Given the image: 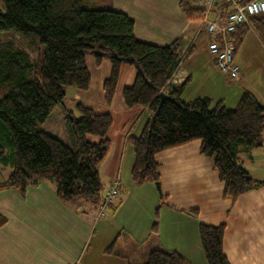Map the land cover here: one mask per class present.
I'll return each instance as SVG.
<instances>
[{"label": "trees", "instance_id": "1", "mask_svg": "<svg viewBox=\"0 0 264 264\" xmlns=\"http://www.w3.org/2000/svg\"><path fill=\"white\" fill-rule=\"evenodd\" d=\"M0 1L4 8L0 32L34 36L44 46L39 79L32 75L38 62L26 51L13 45L0 48V165L12 168L0 182V191L11 188L23 195L28 186L49 178L63 201L100 203L98 168L109 152L107 133L113 124L112 114L96 113L74 103V111L66 112L63 118L70 146L37 128L62 103L64 87L89 89L88 56L97 68L109 61V75L101 86L107 106L118 92L121 67L131 66L136 71L132 84L120 90L124 108L143 109L137 119L148 114L140 134L128 138L134 155L130 169L134 184L159 183L155 156L197 140L200 153L211 160L223 184L224 199L235 202L262 186L263 182L240 166L237 153L241 147H264V107L249 91L241 94L232 109L209 98L182 101L188 79L178 85L171 83L182 60L179 40L163 46L138 41L127 15L108 7H87L85 0ZM192 2L180 1L183 15L202 20L203 12ZM248 23L264 46V15L252 16ZM247 30L243 24L227 35L233 43V57ZM160 93L168 97L161 104ZM5 223L0 215V228ZM224 231L223 223L198 226L206 264H229L223 251ZM112 248L113 243L105 251ZM143 264L191 263L176 252L153 250Z\"/></svg>", "mask_w": 264, "mask_h": 264}, {"label": "crops", "instance_id": "2", "mask_svg": "<svg viewBox=\"0 0 264 264\" xmlns=\"http://www.w3.org/2000/svg\"><path fill=\"white\" fill-rule=\"evenodd\" d=\"M180 1L111 0L108 8L133 21L138 41L163 46L179 40L182 60L171 83L178 85L188 79L182 101L209 98L232 109L241 94L249 91L264 107V46L249 23L233 57L238 77L231 79L220 72L208 53L211 42L204 21L186 19ZM130 67L120 69L119 90L134 80L136 71L131 75ZM127 73L129 85H121ZM105 79L93 90L96 113L113 116L107 133L109 152L98 168L100 200L107 185L119 176L123 194L119 203L99 218L98 203L59 199L49 178L28 186L23 195L11 188L0 191V215L6 219L0 228V264H143L153 250L173 251L191 264H206L198 226L222 223L223 251L229 264H264V147L239 148L238 163L263 184L235 202L222 197L223 184L211 160L200 153L197 140L155 156L161 193L152 183L130 184L127 173L134 155L128 138L140 134L148 117L145 119V113L136 119L143 111L140 107H117L119 90L111 106L105 105L101 91ZM91 88L92 83L87 91ZM112 243L111 252H106Z\"/></svg>", "mask_w": 264, "mask_h": 264}, {"label": "built area", "instance_id": "3", "mask_svg": "<svg viewBox=\"0 0 264 264\" xmlns=\"http://www.w3.org/2000/svg\"><path fill=\"white\" fill-rule=\"evenodd\" d=\"M193 7L203 12V21L209 36L208 53L213 57L217 68L235 79L238 68L233 62V43L227 35L248 24L252 16L264 15V0H250L244 4L240 0H194ZM217 7V9H216ZM214 11L212 17L209 14ZM264 146V140H263ZM120 201V178L115 177L105 188L97 206V217H104L106 211Z\"/></svg>", "mask_w": 264, "mask_h": 264}, {"label": "rangeland", "instance_id": "4", "mask_svg": "<svg viewBox=\"0 0 264 264\" xmlns=\"http://www.w3.org/2000/svg\"><path fill=\"white\" fill-rule=\"evenodd\" d=\"M85 2L88 3V4L87 3L84 4L87 7H95V8L108 7V0H88V1L85 0ZM0 12L1 13L4 12V8H3L1 1H0ZM10 45L11 46L13 45V47L17 49L26 51L29 54L30 58L34 60V62H38V65L36 66L37 69L32 73V75L33 77H36L37 79H39L40 67H41L42 58H43V49H44L43 44H41L39 40L34 36H24V35L18 34L13 31L0 32V48L9 47ZM86 65H87V68H88V71L91 77V83H92L91 90L88 92L85 90H77L72 87H64L65 97L62 103L56 105V107H54V109L51 111L48 118L43 123H40L37 125V128L40 131H43L51 136L56 137L57 139L61 140L64 144L68 146H70V143H69V140L67 138V135L64 129L63 116L66 114V112L74 111V103H81L83 105H88L92 107L93 109H95V112L98 111L99 109L95 106L97 103L96 102L97 100L96 98H94V94L96 93V91H93L95 90L94 86H96L98 81H100L101 79L107 78L109 75L110 64L108 60L103 61V65L101 68L96 69L94 67L93 58L91 56H88L86 57ZM125 68H128V67H125ZM129 70L131 72V75H133L134 68L130 67ZM125 76L126 78H124ZM124 77H122L121 79V82H120L121 85H129L128 81L131 78L128 77V73L124 74ZM120 90H119V93H120ZM100 94L101 92L99 90V98H100ZM115 101H116L115 105L117 107L122 105L120 94H117ZM140 116H141V113L137 115V117H140ZM147 117H148V114H146L145 119ZM262 150L264 151V149ZM11 171H12V168L10 166L0 165V179H6L11 173ZM127 175H128L127 179L129 180V183L131 184L132 181L130 179V174L127 173ZM131 194H133L132 191H131ZM122 195L123 194L120 193V197ZM92 209H93V206H92ZM106 213H108V211H106Z\"/></svg>", "mask_w": 264, "mask_h": 264}, {"label": "water", "instance_id": "5", "mask_svg": "<svg viewBox=\"0 0 264 264\" xmlns=\"http://www.w3.org/2000/svg\"><path fill=\"white\" fill-rule=\"evenodd\" d=\"M158 97L160 98V104H161L165 99L168 98V97H167L166 95H164L163 93H160V94L158 95ZM155 186H156L157 191H158L159 193H161L159 183H155Z\"/></svg>", "mask_w": 264, "mask_h": 264}]
</instances>
